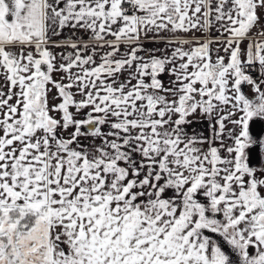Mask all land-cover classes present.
<instances>
[{"label": "snow or ice", "instance_id": "snow-or-ice-1", "mask_svg": "<svg viewBox=\"0 0 264 264\" xmlns=\"http://www.w3.org/2000/svg\"><path fill=\"white\" fill-rule=\"evenodd\" d=\"M0 264H264V0H0Z\"/></svg>", "mask_w": 264, "mask_h": 264}]
</instances>
